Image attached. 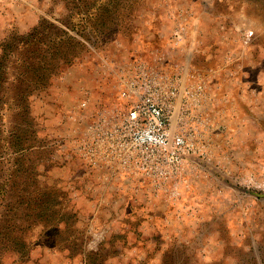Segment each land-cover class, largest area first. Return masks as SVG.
Wrapping results in <instances>:
<instances>
[{
    "label": "rangeland",
    "instance_id": "obj_1",
    "mask_svg": "<svg viewBox=\"0 0 264 264\" xmlns=\"http://www.w3.org/2000/svg\"><path fill=\"white\" fill-rule=\"evenodd\" d=\"M112 6L27 95L38 178L65 193L81 248L37 225L0 264H264V0ZM67 14L66 0H0V43Z\"/></svg>",
    "mask_w": 264,
    "mask_h": 264
},
{
    "label": "trees",
    "instance_id": "obj_2",
    "mask_svg": "<svg viewBox=\"0 0 264 264\" xmlns=\"http://www.w3.org/2000/svg\"><path fill=\"white\" fill-rule=\"evenodd\" d=\"M112 4L66 0L68 14L59 24L41 18L29 32L13 33L0 43V262L8 254L27 255V237L37 225L44 227L45 236L58 234L61 248H81L70 223L74 215L62 204L65 193L43 186L38 178L27 95L46 87L52 76L77 60L85 44L76 35L88 27L104 32L100 28L106 26ZM2 106L14 112L11 125L3 121L8 112ZM85 256L86 264H95V253Z\"/></svg>",
    "mask_w": 264,
    "mask_h": 264
},
{
    "label": "built area",
    "instance_id": "obj_3",
    "mask_svg": "<svg viewBox=\"0 0 264 264\" xmlns=\"http://www.w3.org/2000/svg\"><path fill=\"white\" fill-rule=\"evenodd\" d=\"M148 103H151L150 99H146ZM150 108H151V111L152 112H155V113H159V111L157 110L156 107H154L152 104H150ZM183 142V140L181 138H177V143L178 144H181Z\"/></svg>",
    "mask_w": 264,
    "mask_h": 264
}]
</instances>
